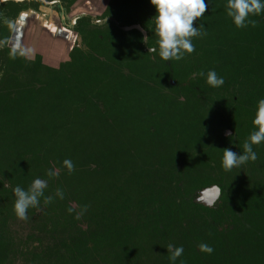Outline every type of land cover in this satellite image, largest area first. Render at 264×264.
<instances>
[{
  "label": "trees",
  "instance_id": "trees-1",
  "mask_svg": "<svg viewBox=\"0 0 264 264\" xmlns=\"http://www.w3.org/2000/svg\"><path fill=\"white\" fill-rule=\"evenodd\" d=\"M205 3L193 26L203 24L206 34L192 38L195 51L181 60L159 56L151 0L100 6L120 25L138 23L145 43L137 29L113 23V30L79 28L82 46L59 69L38 57L11 58L10 41L0 48V201L13 199L17 186L46 180L44 196L53 199L41 197L39 205L77 231L79 264L90 257L171 264L169 244L184 249L175 264H264V142L253 145L255 162L222 166L223 149L242 155L258 130L264 13L249 17L256 27L237 28L227 0ZM7 37L0 20V41ZM210 70L222 86L207 83ZM65 159L75 165L71 174ZM49 169L59 174L49 177ZM211 185L220 187L216 201H197ZM200 243L213 253L201 252Z\"/></svg>",
  "mask_w": 264,
  "mask_h": 264
},
{
  "label": "flooded vegetation",
  "instance_id": "flooded-vegetation-1",
  "mask_svg": "<svg viewBox=\"0 0 264 264\" xmlns=\"http://www.w3.org/2000/svg\"><path fill=\"white\" fill-rule=\"evenodd\" d=\"M97 1L99 0H92L93 3ZM73 2L74 0H0L1 24L8 27V37L5 40L7 46L10 41L11 47L19 43L32 48L35 54L31 59L38 57L45 66L59 69L64 59H70L69 53L74 47L82 46L79 28L83 32L94 27L113 30V23L123 30L124 25H120L110 11L106 13L107 9L89 7L78 10V5L73 6ZM82 17L86 19L79 23ZM20 20L21 26L18 22ZM20 28L23 31L18 36ZM145 42L142 36V43ZM149 48L152 47H147L148 51ZM170 84L173 85L174 82ZM15 201V195L13 199L0 201V264H79L78 233L64 224L68 220L50 219L55 211H47L40 205L30 207L28 219L21 220L14 211ZM54 222L58 224L53 225ZM91 254L93 255L92 252ZM81 262L105 264L101 259L91 257Z\"/></svg>",
  "mask_w": 264,
  "mask_h": 264
},
{
  "label": "clouds",
  "instance_id": "clouds-1",
  "mask_svg": "<svg viewBox=\"0 0 264 264\" xmlns=\"http://www.w3.org/2000/svg\"><path fill=\"white\" fill-rule=\"evenodd\" d=\"M151 4L155 6L157 14L155 15V35L159 37V56L165 61L181 60L185 53L191 54L195 51V45L192 43L193 37L201 36V29L193 26V22L198 18H203L207 9L205 0H151ZM227 15L233 19L237 28H246L249 25L256 27L257 21L249 19L250 16L260 15L264 13V2L262 0H227L226 5ZM148 37H144L146 41ZM7 46L6 41H0V48ZM149 51L154 53L157 51L155 47L149 48ZM10 57L16 58L17 55L25 59H31L35 52L34 49L24 47L17 43L10 50ZM204 76V72L199 73ZM207 83L212 87H220L225 81L219 77L215 70H210L207 73ZM254 126L258 130L253 131L248 140L243 145V154L239 155L231 149H223L222 166L226 171L232 170L234 167H239L248 161L255 162L258 159L257 153L253 150V145H259L264 142V99L258 101V110L253 120ZM231 136L232 133H226ZM64 167L67 168L69 174L75 171V165L70 159L63 161ZM59 174V170L49 169L47 175L53 177ZM48 187V182L41 178H36L25 190L20 186L14 189L16 201L14 211L16 216L21 220L28 219V209L30 207H38L40 198L44 197L45 204L52 202L51 196H44L45 189ZM56 195L61 199L64 198V193L61 189H57ZM87 210V205L83 207V211ZM71 213L73 208H69ZM77 219L80 214H77ZM198 248L201 252L212 254L214 249L206 244L200 243ZM170 253L169 259L171 264H175L176 260L184 253L183 247H174L172 244L167 246ZM183 264V262H181Z\"/></svg>",
  "mask_w": 264,
  "mask_h": 264
},
{
  "label": "water",
  "instance_id": "water-1",
  "mask_svg": "<svg viewBox=\"0 0 264 264\" xmlns=\"http://www.w3.org/2000/svg\"><path fill=\"white\" fill-rule=\"evenodd\" d=\"M105 2H107V0H99L95 3H93L92 0H81L78 4H76V5H78V7H76V8H79V5H84L83 7L80 6L82 10L88 9L89 7L90 8L100 7ZM18 22L21 26L22 25L21 20ZM122 29L123 30L137 29L138 31H140L142 33L143 40H144V37H146V31L137 23L130 24V25H124V26H122ZM22 31L23 30L20 28V30L18 31V36L20 34H22ZM170 83H173V81L170 80ZM229 132L231 133V131L229 129H225L224 135H227L226 133H229ZM219 194H220V187L218 185H211L209 187L203 188L200 191L199 195L196 197V200L201 202L204 205H211L219 197Z\"/></svg>",
  "mask_w": 264,
  "mask_h": 264
},
{
  "label": "rangeland",
  "instance_id": "rangeland-1",
  "mask_svg": "<svg viewBox=\"0 0 264 264\" xmlns=\"http://www.w3.org/2000/svg\"><path fill=\"white\" fill-rule=\"evenodd\" d=\"M81 6L83 7L84 5H81ZM78 10H82L81 7H79Z\"/></svg>",
  "mask_w": 264,
  "mask_h": 264
}]
</instances>
